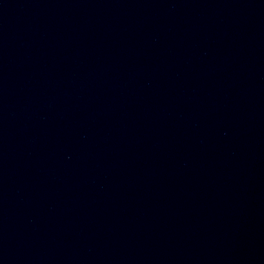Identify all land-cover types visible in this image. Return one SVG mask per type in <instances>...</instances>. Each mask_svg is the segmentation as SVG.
Listing matches in <instances>:
<instances>
[{"label": "water", "instance_id": "water-1", "mask_svg": "<svg viewBox=\"0 0 264 264\" xmlns=\"http://www.w3.org/2000/svg\"><path fill=\"white\" fill-rule=\"evenodd\" d=\"M0 264H264V0H0Z\"/></svg>", "mask_w": 264, "mask_h": 264}]
</instances>
